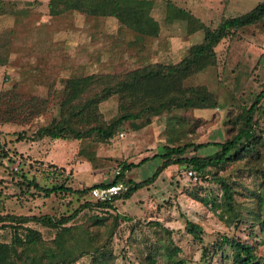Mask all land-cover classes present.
<instances>
[{
    "label": "rangeland",
    "instance_id": "rangeland-1",
    "mask_svg": "<svg viewBox=\"0 0 264 264\" xmlns=\"http://www.w3.org/2000/svg\"><path fill=\"white\" fill-rule=\"evenodd\" d=\"M260 1L263 0H138L139 17L134 27L123 25L115 17L89 16L75 10L53 16L49 12V0L0 1V11L10 9L13 16L12 46L6 48L7 56L0 59V91L16 86L25 97L36 95L48 100V109L28 122L0 123V145L17 153V162L0 166V190L9 195L5 210L60 217L71 214L87 199L94 202L90 196L78 198L63 193L46 197L33 189L20 194L19 177L10 170L15 164L16 172L34 177L42 185L64 182L79 189L111 182L122 161L136 164L144 157L150 159L126 175L136 182L151 176L161 163L151 156L164 151L173 135L171 128L183 127L181 109L154 116L144 127H137V122L126 124L120 131L123 137L118 135L104 142L50 137L17 142L14 132L24 130L30 135L51 121L65 79L93 73H126L150 63H176L202 40L200 22L214 27L222 17L246 13ZM145 20L152 24V35L141 31ZM215 49L217 65L186 80L187 85L204 84L218 96L217 106H198L189 112L191 118L203 122L195 130V140L201 143L222 142L227 137L224 122L228 111L250 104L252 96L260 91L264 82V21L238 30ZM3 51L0 48L2 56ZM144 86L151 95L156 82ZM117 105L115 96L100 103L105 120L116 115ZM261 105L264 108V100ZM260 120L264 124L263 117ZM189 126L185 124L184 128ZM213 151V146H207L198 154ZM185 168L169 166L150 185L126 200H116L115 210L85 207L56 238L54 232L34 225L46 241L27 245V253L35 264L64 258H76L72 264H92L90 252L113 234L115 264H139L140 258L149 253L157 257L159 264H166L162 244L171 247V243L180 249V257L199 264L202 247L220 236L246 237L242 228L227 227L211 203L206 205L192 194L196 188L200 196L218 197L219 187L209 177L203 179L201 187L182 181L181 172ZM90 214L110 215L100 241L86 227L85 217ZM126 217L129 221L124 220ZM187 220L202 227V242L185 231ZM53 237L55 240L50 241ZM6 240L8 235L0 230V241ZM5 249L0 245V264ZM226 253H230L228 248ZM212 264H231V258L223 259L218 254L212 257Z\"/></svg>",
    "mask_w": 264,
    "mask_h": 264
},
{
    "label": "trees",
    "instance_id": "trees-1",
    "mask_svg": "<svg viewBox=\"0 0 264 264\" xmlns=\"http://www.w3.org/2000/svg\"><path fill=\"white\" fill-rule=\"evenodd\" d=\"M48 5L53 16L75 10L89 16L115 17L128 27H134L139 17L138 0H49ZM263 21L264 0L246 13L222 17L214 27L200 22L202 40L192 45L187 54L176 63H150L126 73H93L65 79L59 92L56 115L30 135L24 130L14 132L17 142L36 141L44 137L90 138L104 142L118 136L126 124L137 122V127H144L152 117L178 109L183 110L181 120L190 126L184 128L183 123V127L178 130L176 127L171 128L173 135L165 144L164 151L151 156L161 160L160 165L151 176L139 182L129 178L126 171L144 164L150 159L148 157L136 164L122 161L118 166L121 173L114 174L111 182L80 189L64 182L42 185L34 177L16 172L18 169L14 170L10 166L12 174L19 177L17 185L23 195L33 189L46 197L63 193L85 198L91 197L94 188H107L121 183L125 189L113 195L110 200L102 201L91 197L94 202L87 199L71 214L60 217L7 212L4 204L9 195L0 190V230L9 239L0 241V245L6 248L3 264H35L25 247L46 239L34 225L54 232L56 238L85 207L94 205L101 209L115 210L116 200L128 199L137 190L153 183L171 165L190 167L201 172L203 179L209 177L219 187L220 195L214 198L200 196L195 192L196 188L192 194L206 205L211 203V207L227 227L246 231V237L239 234L222 235L210 245L203 246L202 263L199 264H212V257L218 254L223 259L230 257L231 264H264V124L260 120L262 117L264 119V108L261 105L264 100V82L260 91L252 96L250 104L239 105L236 107L237 111H228L224 122L227 137L222 142L207 143L196 142L195 130L203 122L200 118H191L189 112L198 106H217L218 96L204 84H186V80L194 74L217 65L215 48L223 39L234 37L238 30L259 25ZM151 25L150 21L145 20L141 31L152 35ZM0 48L3 49V46ZM152 81L156 82V87L149 95L144 85ZM113 96L118 102L117 113L105 120L99 106ZM47 109V99L36 95L25 97L16 86L0 91L1 124L14 121L25 123ZM207 146H213L215 151L206 155L198 154L200 149ZM16 157L15 151L6 150L0 145V166L6 167L17 162ZM109 217L110 215L97 214L85 217L86 227L96 241L102 238V228L107 226ZM124 220L129 221L127 217ZM185 231L202 242V227L199 224L187 220ZM54 237L50 241L55 240ZM112 238L113 234L90 252L92 264H115L117 256ZM162 247L166 264H191L178 255L180 249L174 244L171 243V247L162 244ZM226 248L229 249V255ZM207 257H211L210 260ZM75 260L76 258H64L47 264H72ZM139 264H159V260L149 253L140 258Z\"/></svg>",
    "mask_w": 264,
    "mask_h": 264
},
{
    "label": "built area",
    "instance_id": "built-area-1",
    "mask_svg": "<svg viewBox=\"0 0 264 264\" xmlns=\"http://www.w3.org/2000/svg\"><path fill=\"white\" fill-rule=\"evenodd\" d=\"M123 135H124L123 133L119 134L120 137H123ZM13 169L17 170L18 165L15 164L13 166ZM120 173H121V168L117 167L116 170L114 171V174H120ZM181 178L182 181L193 186L203 185V178L201 172L190 167H186L184 170H182ZM124 189L125 187L121 183L111 185L107 188H94L91 191V197L96 200H102V201L110 200L113 195L120 193Z\"/></svg>",
    "mask_w": 264,
    "mask_h": 264
},
{
    "label": "crops",
    "instance_id": "crops-1",
    "mask_svg": "<svg viewBox=\"0 0 264 264\" xmlns=\"http://www.w3.org/2000/svg\"><path fill=\"white\" fill-rule=\"evenodd\" d=\"M0 1L7 2V0H0ZM8 1H12V0H8ZM7 10H8L7 8H4L3 10L0 11V46H3L4 48L3 56L1 55L2 57L7 56L6 48L12 46V39H13L12 38L13 16H12V12H9L10 9L8 11ZM2 57H0V59Z\"/></svg>",
    "mask_w": 264,
    "mask_h": 264
}]
</instances>
